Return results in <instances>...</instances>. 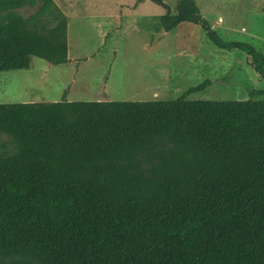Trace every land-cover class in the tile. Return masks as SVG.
I'll list each match as a JSON object with an SVG mask.
<instances>
[{
    "label": "trees",
    "instance_id": "obj_1",
    "mask_svg": "<svg viewBox=\"0 0 264 264\" xmlns=\"http://www.w3.org/2000/svg\"><path fill=\"white\" fill-rule=\"evenodd\" d=\"M36 0H0L11 9ZM165 8L171 31L199 23L196 0ZM33 57L69 61L68 17L42 0L0 19V72ZM0 103V264H264V91L248 99Z\"/></svg>",
    "mask_w": 264,
    "mask_h": 264
},
{
    "label": "rangeland",
    "instance_id": "obj_2",
    "mask_svg": "<svg viewBox=\"0 0 264 264\" xmlns=\"http://www.w3.org/2000/svg\"><path fill=\"white\" fill-rule=\"evenodd\" d=\"M164 1L172 8L178 2ZM240 1L196 0L224 40L247 42L264 53V0H252L249 8L241 7ZM55 3L68 17L72 61L53 65L33 57L29 69L0 72V103L172 100L207 79L211 84L205 90L187 98L248 99L252 91H264V78L245 51L216 46L199 23H181L165 31L160 20L166 10L152 0ZM41 4L36 0L0 8V19L10 12L30 17ZM8 143L9 136L0 134V149Z\"/></svg>",
    "mask_w": 264,
    "mask_h": 264
},
{
    "label": "crops",
    "instance_id": "obj_3",
    "mask_svg": "<svg viewBox=\"0 0 264 264\" xmlns=\"http://www.w3.org/2000/svg\"><path fill=\"white\" fill-rule=\"evenodd\" d=\"M250 3H252V0H241L240 2H239V4H241V7H244V8H249V4ZM245 11H247V13H251V8L249 9V10H245ZM221 18V17H220ZM222 21V20H221ZM218 24L219 25H221L220 27H223L222 26V24L218 21ZM213 27L214 28H216V24H213ZM224 28H227V27H224ZM223 29V28H222ZM155 30H156V28H155ZM72 61V59L71 58H69V61L67 62V63H64V64H68V63H70Z\"/></svg>",
    "mask_w": 264,
    "mask_h": 264
},
{
    "label": "built area",
    "instance_id": "obj_4",
    "mask_svg": "<svg viewBox=\"0 0 264 264\" xmlns=\"http://www.w3.org/2000/svg\"><path fill=\"white\" fill-rule=\"evenodd\" d=\"M220 19H222V18H220Z\"/></svg>",
    "mask_w": 264,
    "mask_h": 264
}]
</instances>
